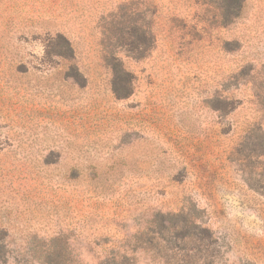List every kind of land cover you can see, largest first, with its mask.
<instances>
[{
	"label": "rangeland",
	"instance_id": "1",
	"mask_svg": "<svg viewBox=\"0 0 264 264\" xmlns=\"http://www.w3.org/2000/svg\"><path fill=\"white\" fill-rule=\"evenodd\" d=\"M221 1L0 0V264H264V0Z\"/></svg>",
	"mask_w": 264,
	"mask_h": 264
},
{
	"label": "trees",
	"instance_id": "2",
	"mask_svg": "<svg viewBox=\"0 0 264 264\" xmlns=\"http://www.w3.org/2000/svg\"><path fill=\"white\" fill-rule=\"evenodd\" d=\"M242 2L243 0H222L221 2H219L218 7L220 9L221 15L223 16L224 21H230L231 18L238 15V12L242 6ZM112 28L115 32L120 30L114 26H112ZM57 35L64 40V50H66L67 52H72L70 41L59 32H57ZM58 48L59 50L55 51L58 53H54V51L51 53L62 54L61 53L62 51L60 50L63 49V45L59 44ZM261 152H264V150ZM182 222L185 225L188 223L187 219L182 220ZM184 236L186 237L188 235L185 234ZM3 249H4V246L1 245V238H0V261L1 260L5 261L6 259L5 251ZM107 257H109L110 259L100 258L98 264H131L130 262L132 260L131 257L123 253H110ZM68 260L69 259L65 258L60 252H58V254L55 256L53 255L50 256L49 254L44 255V262L46 264H66Z\"/></svg>",
	"mask_w": 264,
	"mask_h": 264
}]
</instances>
